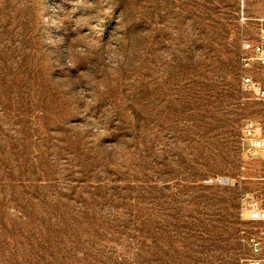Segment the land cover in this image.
<instances>
[{
    "label": "rangeland",
    "instance_id": "rangeland-1",
    "mask_svg": "<svg viewBox=\"0 0 264 264\" xmlns=\"http://www.w3.org/2000/svg\"><path fill=\"white\" fill-rule=\"evenodd\" d=\"M263 27L264 0H0V264H239Z\"/></svg>",
    "mask_w": 264,
    "mask_h": 264
},
{
    "label": "built area",
    "instance_id": "built-area-1",
    "mask_svg": "<svg viewBox=\"0 0 264 264\" xmlns=\"http://www.w3.org/2000/svg\"><path fill=\"white\" fill-rule=\"evenodd\" d=\"M243 51H252L253 59L261 65H264V27L261 29L259 39L256 43H244ZM248 64V58H243ZM244 88L255 91L260 97L264 98V89L250 77L243 79ZM241 138L243 153L250 159L264 158V135L262 127L253 120L245 121L241 126ZM206 184L228 185L233 181L228 176H209L205 178ZM246 201L244 210L248 212L247 219L260 228L259 232L249 234L246 238L242 236V240L247 246V253L240 259L239 264H264V202L253 197L252 194L242 196Z\"/></svg>",
    "mask_w": 264,
    "mask_h": 264
}]
</instances>
